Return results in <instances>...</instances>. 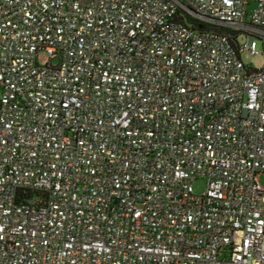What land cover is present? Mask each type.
<instances>
[{
  "label": "built area",
  "instance_id": "built-area-1",
  "mask_svg": "<svg viewBox=\"0 0 264 264\" xmlns=\"http://www.w3.org/2000/svg\"><path fill=\"white\" fill-rule=\"evenodd\" d=\"M245 50L264 0H0V264H264Z\"/></svg>",
  "mask_w": 264,
  "mask_h": 264
},
{
  "label": "rangeland",
  "instance_id": "rangeland-1",
  "mask_svg": "<svg viewBox=\"0 0 264 264\" xmlns=\"http://www.w3.org/2000/svg\"><path fill=\"white\" fill-rule=\"evenodd\" d=\"M240 44L242 45L243 43L246 42V40L240 39L239 40ZM257 42V49L258 51L261 52L262 50V44L260 40H256ZM240 58L242 60V62L246 65L249 66L251 68L254 69H260L263 64H264V57L261 54H258L256 56H253L248 50H245L244 52L241 53ZM48 57L45 53H40L38 56V61L41 64H44L45 62H47ZM261 183H264V179L261 178ZM206 189V182L202 179H198L196 181H194L193 183V190L196 194H203L205 192Z\"/></svg>",
  "mask_w": 264,
  "mask_h": 264
},
{
  "label": "trees",
  "instance_id": "trees-1",
  "mask_svg": "<svg viewBox=\"0 0 264 264\" xmlns=\"http://www.w3.org/2000/svg\"><path fill=\"white\" fill-rule=\"evenodd\" d=\"M184 23H186V24H190V22H189V21H187V22H184ZM194 27H196V28H199V27H204V25H203V24H201V23H198V24H194Z\"/></svg>",
  "mask_w": 264,
  "mask_h": 264
}]
</instances>
